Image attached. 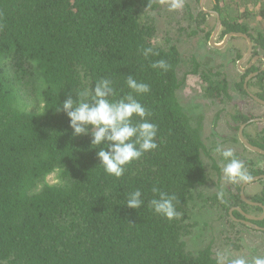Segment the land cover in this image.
Returning a JSON list of instances; mask_svg holds the SVG:
<instances>
[{
    "label": "trees",
    "instance_id": "obj_1",
    "mask_svg": "<svg viewBox=\"0 0 264 264\" xmlns=\"http://www.w3.org/2000/svg\"><path fill=\"white\" fill-rule=\"evenodd\" d=\"M210 1L220 15L219 36L245 34L253 44L251 58H264V0ZM191 2L196 11L192 15L188 6V18L199 31L208 16L198 0ZM159 9L153 0H0V264H217L209 246L192 251L185 242L196 229L191 204L208 180V152L202 119L193 120L177 97L184 80L178 76L180 53L173 43L157 42ZM253 10L254 24L239 21L250 19ZM146 47L159 55L145 59ZM161 59L170 66L166 72L150 67ZM258 61L261 67H251L232 84L192 56L187 66L203 83L206 98L227 104L231 90L248 98L242 83L251 73L258 74L247 88L256 85L260 92L254 95L264 101V62ZM129 75L150 85L137 98L158 126V148L117 179L98 165L91 135L73 137L68 118L55 110L67 94L94 87L102 77L112 78L118 96L125 95ZM40 98L47 104L38 111ZM36 106L37 112L28 110ZM231 118L236 127L251 119L237 112ZM212 169L219 171L215 164ZM249 170L253 177L264 175V169ZM51 174L57 184H45ZM236 186L225 202L217 201L227 222L264 237L229 215L231 207L263 213L244 203ZM153 187L176 195L178 219L168 221L149 208ZM137 189L144 203L128 209L126 198ZM250 201L264 207V191ZM232 216L244 219L237 211ZM253 224L264 228V218Z\"/></svg>",
    "mask_w": 264,
    "mask_h": 264
},
{
    "label": "rangeland",
    "instance_id": "obj_2",
    "mask_svg": "<svg viewBox=\"0 0 264 264\" xmlns=\"http://www.w3.org/2000/svg\"><path fill=\"white\" fill-rule=\"evenodd\" d=\"M153 1L160 5V9L155 15L158 29L157 42L159 44H163L164 42L173 43L177 47L182 59L178 76L184 80L177 93L178 100L185 112L193 120L202 119L201 136L208 152V156H203L208 180L204 187L195 191V198L191 204V217L192 221L196 224V229L194 234L186 239V245L192 251L209 246L215 259L217 252L225 251L230 253L233 258L239 256L251 258L255 255L264 257V237L261 234H254L248 229L231 226L226 220L224 210L217 202V190L223 187L225 196H227L230 191L229 188L231 189V184L224 181L221 157L213 151L218 144L223 145L224 148L233 149L235 154L239 153L244 158L257 161L259 165L256 167L264 169L263 158L246 151L241 152V146L235 139L236 127L233 133L230 136L228 135V129H232L230 118L234 112L245 113L248 117H257L263 120L259 124H250L246 128L245 133L249 137H252L253 132L259 131V143L264 145V106H258L250 99L237 95L234 90H231L230 95L232 97H230L227 104L206 99L203 83L197 75H192L188 72L189 67L187 66L188 60L192 56L201 64L209 63L213 69L225 75L231 84L239 82L241 80L240 69L247 68L251 61L250 57V59L240 65V69L238 70L237 62L245 55L247 43L244 39L232 38L223 49L214 51L208 43L213 31L210 28L215 25L213 17H208L202 30L197 31L192 26V20L188 18L191 8L192 15L196 11L191 0H183L184 6L181 9L171 11L169 10L170 0ZM211 7V1L206 0L204 8L208 10ZM240 12L242 13V11ZM256 18L255 11L253 10L250 19L241 17L239 21L244 23L249 20L254 24V21H257ZM256 24L258 23L256 22ZM261 26L259 28L264 29V22ZM223 38L224 36L221 37L218 34L214 43L220 44ZM261 65L257 60L251 67L259 68ZM248 90L253 94L260 92L256 85H252ZM28 110L37 112V106ZM213 164L217 165L219 171L212 169ZM44 182L45 184L54 185L59 180L56 174H51L45 178ZM262 191H264V180L251 183L245 189L244 195L245 198L252 199L260 195ZM212 198H215L214 202H204ZM253 214L255 215V213Z\"/></svg>",
    "mask_w": 264,
    "mask_h": 264
},
{
    "label": "clouds",
    "instance_id": "obj_3",
    "mask_svg": "<svg viewBox=\"0 0 264 264\" xmlns=\"http://www.w3.org/2000/svg\"><path fill=\"white\" fill-rule=\"evenodd\" d=\"M184 6L183 0H170L169 10H178ZM145 59L158 56L152 47L142 48ZM35 63V62H34ZM152 69L168 71L169 65L163 59L150 64ZM127 94L118 96L115 81L110 77H102L94 87H85L67 94L62 103H57L55 112H63L69 120L73 137L91 135V146H97L96 158L105 173L117 179L121 178L129 165L138 161L145 153L158 148L156 143L158 126L151 122V112L137 97L150 92V85L138 81L134 75L126 77ZM75 97V98H73ZM47 102L40 98L41 105ZM47 108L40 114L42 115ZM96 149V148H93ZM214 153L221 157L223 163L222 176L226 183L246 184L253 180L244 160L238 158L234 150L217 145ZM153 198L148 201L149 208L157 215L172 221L181 213L177 210L176 195L152 188ZM225 191L217 190V199L223 203ZM144 203L143 193L137 189L126 198L125 207L137 210ZM217 264H264V257L251 258L245 256L231 257L228 252H217Z\"/></svg>",
    "mask_w": 264,
    "mask_h": 264
},
{
    "label": "water",
    "instance_id": "obj_4",
    "mask_svg": "<svg viewBox=\"0 0 264 264\" xmlns=\"http://www.w3.org/2000/svg\"><path fill=\"white\" fill-rule=\"evenodd\" d=\"M199 10L205 14V15H208V16H212L216 19V23H215V26H214V29L211 33V36L209 38V45L213 48V49H216V50H221L223 49L227 43L229 42L230 39L232 38H240V39H244L247 43V50H246V53L245 55L240 59V61L237 62V66L238 68L240 69V65L242 63H244L245 61H247L251 55H252V51H253V44L251 42V39L245 35V34H242V33H228L227 35L224 36L222 42L220 44H216L214 43V40L216 38V36L219 34L220 32V29H221V21H220V15L215 12V11H209V10H205L204 9V4H205V0H199ZM259 59H262L263 62H264V58L261 57V56H256L254 58L251 59L249 65L247 66V68L245 69H240V71L242 73H244L247 69H249L255 61L259 60ZM264 70V65L262 67V70ZM258 73H254V74H250L248 75L245 80H244V84H243V88L245 90V92L250 96V98H252V100L256 103H258L259 105H262L264 106V101L258 99L256 96H254L253 94H251L247 88V84L248 82L254 78L255 76H257ZM262 122L263 120L262 119H255V120H250L248 123H253V122ZM248 123L244 124V125H241L240 128H239V131H238V139L239 141L242 143V145L249 151L251 152H254L256 154H259V155H262L264 156V150L260 149V148H256V147H253L251 146L244 138H243V135H242V131H243V128L245 127V125H247ZM264 179V175H261V176H257L255 178H253V180L251 182H248L246 184H244L241 188V194H240V197H241V200L248 204V205H251V206H254V207H261L262 210H263V213L260 217H252V216H249V215H246L244 214L243 212L240 211L241 215L245 218V220H242V221H238L236 220L235 218H233L234 221H238V223H241L242 225L250 228V229H253V230H257V231H262L264 232V228H260L256 225H254L253 223L249 222V221H261L263 218H264V207L261 205V204H256V203H251L249 202L245 196H244V187L248 184H251L253 182H256V181H259V180H263Z\"/></svg>",
    "mask_w": 264,
    "mask_h": 264
},
{
    "label": "flooded vegetation",
    "instance_id": "obj_5",
    "mask_svg": "<svg viewBox=\"0 0 264 264\" xmlns=\"http://www.w3.org/2000/svg\"><path fill=\"white\" fill-rule=\"evenodd\" d=\"M205 2H206V0H205ZM198 3H199V0H198ZM198 7H199V4H198ZM205 9V8H204ZM206 10V9H205ZM209 11H213L212 10V7L210 8V9H208ZM208 16V15H207ZM208 17H212V16H208ZM207 17V18H208ZM214 18V17H213ZM215 19V18H214ZM215 23H216V19H215ZM254 58V57H253ZM250 59V58H249ZM252 59V58H251ZM255 63V62H254ZM238 67V66H237ZM250 69V68H249ZM238 70H239V68H238ZM248 70V69H247ZM246 70V71H247ZM245 71V72H246ZM245 72L244 73H242V72H240L241 73V75H243V74H245ZM251 74H254V73H251ZM250 75V74H249ZM244 80H245V78H244ZM243 84H244V81H243V83H242V89L244 90V88H243ZM245 91V90H244ZM250 92V91H249ZM236 93V92H235ZM246 93V92H245ZM251 93V92H250ZM237 94V93H236ZM247 94V93H246ZM251 94H253V93H251ZM238 95V94H237ZM254 95V94H253ZM254 96H256V95H254ZM232 97V96H231ZM247 97H248V99H250L251 101H253L252 100V98H250V96L247 94ZM206 98V97H205ZM206 99H208V98H206ZM254 102V101H253ZM255 104H257L258 106H262V105H259L258 103H256V102H254ZM238 114H244V115H246L245 113H240V112H237ZM255 119H260V118H257V117H251V119H249L247 122H245V123H242V124H240V125H238L237 127H236V122L232 119V118H230V121H231V128L232 129H228V131H229V133H228V135L230 136L232 133H233V131H234V129H235V127H236V129H237V131H236V135H235V138H237L238 139V131H239V128H240V126L241 125H244V124H246V123H248L250 120H255ZM255 123H257V124H259L260 123V121H258V122H253V123H248L247 125H245V127L243 128V131H242V135H243V138L251 145V146H253V147H256V148H259V147H257V146H254V145H252L250 142L252 141V142H258L259 143V137H260V133H259V131L258 132H253V135H252V137H249V135L248 134H246L245 133V130H246V128H248L249 127V125L250 124H255ZM202 126H203V123H202ZM225 137H227L226 135H224ZM224 140V139H223ZM231 141V140H230ZM238 141H239V139H238ZM224 142V141H223ZM241 144V145H240ZM239 145L241 146V152L243 153L245 150L244 149H246L243 145H242V143L239 141ZM247 150V149H246ZM247 152H249V153H251V154H256V153H254V152H251V151H249V150H247ZM237 155H238V158H240V159H242V160H244L245 161V163L248 165V172L250 171L249 169L250 168H252V170H255L256 168H258V167H256V166H258L259 164L257 163V161H255V160H250V159H248V158H244V157H242L241 155L242 154H239V153H236ZM235 154V155H236ZM256 155H258V154H256ZM260 168V167H259ZM258 168V169H259ZM255 177H257V176H254L253 178H255ZM244 184H239V195L241 194V188H242V186H243ZM249 185H251V184H248V185H246L245 187H244V191H243V193H245V189L249 186ZM237 186L235 185V184H231V189L229 188V190H230V192H235V188H236ZM245 196V195H244ZM241 198V197H240ZM247 199V198H246ZM252 199H254V197L252 198ZM249 202H251V203H254V202H252V201H250L251 199H247ZM256 204H259V203H256ZM248 205V204H247ZM249 206H251V205H249ZM252 207H254V206H252ZM234 211H237L239 214H241L240 213V211L241 212H243L239 207H231L230 208V210H229V215H231V218L233 219L234 217L232 216V213L234 212ZM244 213V212H243ZM245 214V213H244ZM246 215H249V214H246ZM249 216H252V217H260V216H255V215H249ZM236 219V218H235ZM236 220H238V221H242L241 219H236ZM243 220H245V218L243 219ZM234 221V220H233ZM238 221H237V223H238ZM236 222V221H235ZM249 222H251V223H253V222H258V221H249ZM255 225V224H254Z\"/></svg>",
    "mask_w": 264,
    "mask_h": 264
}]
</instances>
